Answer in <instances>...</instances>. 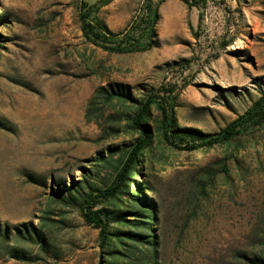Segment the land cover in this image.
Returning <instances> with one entry per match:
<instances>
[{
    "label": "rangeland",
    "instance_id": "obj_1",
    "mask_svg": "<svg viewBox=\"0 0 264 264\" xmlns=\"http://www.w3.org/2000/svg\"><path fill=\"white\" fill-rule=\"evenodd\" d=\"M99 1L0 0V264H131L120 253H105L79 207L54 195L84 178L86 190L109 188L116 170L101 155L108 158V147L136 137L123 127L117 136L105 133L109 122L117 124L108 116L117 108L103 111L101 100L103 127L87 121L99 87L122 83L140 97L146 88L172 86L179 125L206 133L225 128L260 97L264 0H190L197 6L154 0L162 1L156 45L131 54L105 51L83 36L82 4ZM145 2L113 0L98 17L120 33ZM158 119L154 111L153 126ZM225 157L240 166L230 162V179L209 176L201 193L206 171ZM146 159L136 180L153 190L158 264L264 258V124L229 144L192 152L167 145L155 127ZM122 190L106 206L135 210L129 202L135 184ZM13 251L34 261H18Z\"/></svg>",
    "mask_w": 264,
    "mask_h": 264
},
{
    "label": "trees",
    "instance_id": "obj_2",
    "mask_svg": "<svg viewBox=\"0 0 264 264\" xmlns=\"http://www.w3.org/2000/svg\"><path fill=\"white\" fill-rule=\"evenodd\" d=\"M113 0H100L96 5L82 4L80 9V22L83 36L90 43L105 51L119 54L144 53L155 47L156 25L159 21V6L161 2L146 0L142 12L136 14L126 29L120 33H113L108 25L98 17L100 10L109 5ZM191 6L190 0H182ZM195 2L197 0H194ZM2 24V17H0ZM260 97L244 114L238 116L225 128L216 133H206L194 127L179 125L176 107L179 94L172 86H163L159 89H149L142 96H135L130 85L122 83L109 84L99 87L90 101L86 118L89 122H96L103 127L100 119L104 117L101 110H97V100H101V108H117L116 112L109 113V124L104 126L105 133L117 136L121 127L128 129L127 133L135 135L134 140L123 143L118 147H108L110 156L101 155V161L113 163L116 177L107 189L90 187L86 190L87 179L79 180L70 187L55 191V196L68 204H76L84 221L99 231L100 247L109 255L120 253L125 259H131V264H158L157 261V236L154 223L157 220L154 200L148 196L153 192L147 182H138L136 175L142 176L147 165L146 152L151 146L156 127L162 134L163 141L170 147L179 151H197L202 148H213L217 145L229 144L248 130L250 126L264 124V83L259 84ZM154 111L158 112L159 119L152 125ZM97 116V117H96ZM120 122V123H119ZM124 123V126H122ZM121 125V126H119ZM119 156L114 159V154ZM240 166L236 159L228 157L216 162L217 167H210L205 177L200 181L199 190L205 194V180L209 176L223 175L231 177L230 162ZM85 177L93 175V170L87 171ZM135 184V191L131 193L129 201L136 206L135 210L122 211L106 206L113 202L123 192L124 186ZM134 209V208H133ZM127 216L135 217L129 220ZM117 224L113 228V224ZM28 233V238L33 236ZM44 243L42 236L35 232ZM27 238V239H28ZM122 245L123 250H120ZM120 251V252H119ZM16 260L33 262V258L24 251H13L11 254ZM251 264H264V258L258 257Z\"/></svg>",
    "mask_w": 264,
    "mask_h": 264
}]
</instances>
